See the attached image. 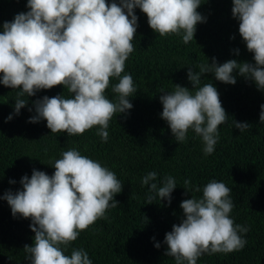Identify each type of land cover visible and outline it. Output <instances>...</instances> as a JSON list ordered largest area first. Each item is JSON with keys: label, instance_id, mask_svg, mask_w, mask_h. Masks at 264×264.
<instances>
[{"label": "clouds", "instance_id": "1", "mask_svg": "<svg viewBox=\"0 0 264 264\" xmlns=\"http://www.w3.org/2000/svg\"><path fill=\"white\" fill-rule=\"evenodd\" d=\"M232 2L239 34L247 50L254 54L255 63L232 59L217 64L212 58L211 64L199 65L198 72L189 67L187 78L193 90L176 84L174 91L162 90L164 94L160 96L161 119L167 122L175 140L184 142L192 129L201 137L205 155L214 152L218 126L226 122L228 115L217 88L212 83L201 86V77L209 73L220 82L234 85L237 81L233 71L238 69L240 76L264 91V0ZM201 3L202 0H112L110 4L107 0H27L29 11L3 23L0 83L19 89L16 114L28 103L20 97L35 96L40 90L62 85L71 98L62 94L35 100L36 114L28 122L46 120L51 133L68 135H82L99 126L97 135L107 142L109 121L116 113H126L133 107L129 97L137 91L132 76L121 75L134 51L132 41L138 27L134 9L146 14L150 28L160 36L182 32L187 44L194 40L197 24L206 20L197 11ZM113 77L119 80L112 87L118 94L117 102L105 95ZM260 107L259 120L264 124V104ZM12 118L9 115L7 120ZM233 124L240 132L251 128L247 122ZM53 167L51 176L33 169L31 178H21L22 190L8 191L0 199L7 201L13 217L31 219L34 242L23 248L29 264H92L84 249H73L70 255L65 254V249L81 231L104 217L109 208L118 206L114 197L122 191V182L113 171L75 148L64 151ZM156 180L155 171L142 178L141 183L155 194L148 196V204L157 196L170 204L176 180L165 176L161 186ZM230 192L225 183L212 180L204 186L203 198L183 200L180 208L184 218L165 234V256L173 257L175 264H197L204 253L243 249L247 241L241 233L246 234L249 228L230 218L234 207ZM155 247L160 248V244Z\"/></svg>", "mask_w": 264, "mask_h": 264}, {"label": "trees", "instance_id": "2", "mask_svg": "<svg viewBox=\"0 0 264 264\" xmlns=\"http://www.w3.org/2000/svg\"><path fill=\"white\" fill-rule=\"evenodd\" d=\"M232 8V0H202L197 11L206 20L197 24L194 40L187 44L182 32L160 36L150 28L146 14L134 9L138 17L134 51L121 75L130 74L137 91L129 97L133 107L116 113L109 121L107 142L97 135L99 126L82 135H68L51 133L46 120L28 122L36 114L35 100L62 94L71 98L62 85L20 97L28 103L16 114L19 89L0 83V197L22 190L21 178H31L33 169L53 175L54 162L64 151L75 148L113 171L122 182V191L114 197L118 206L109 208L104 217L81 231L65 254L84 249L92 264H175L173 257L164 254V239L184 218L181 202L203 198V188L212 180L223 182L231 189L229 198L234 204L230 218L249 228L246 234L241 233L247 243L229 253H204L197 264H264V124L259 120L264 91L240 76L238 69L233 71L234 85L220 82L209 73L201 77V86L212 83L217 88L228 115L218 126L219 139L210 155L204 154L202 139L192 129L184 142H177L161 119L162 90L172 92L176 84L193 90L187 78L189 67L198 72L199 65L211 64L212 58L217 64L232 59L255 63L254 54L239 34V21L233 17ZM27 11V0H0V33L4 22ZM118 82V78H110L105 91L113 102H117L118 94L112 87ZM9 115L13 117L10 121ZM233 121L247 122L251 128L240 132ZM152 171L157 173L154 182L158 186L165 176L176 180L170 204L158 196L148 204V196L155 194L141 181ZM10 180L15 183L10 184ZM30 224L31 219L13 217L7 201L0 199V264H29L23 248L34 242ZM157 243L160 248L155 247Z\"/></svg>", "mask_w": 264, "mask_h": 264}]
</instances>
